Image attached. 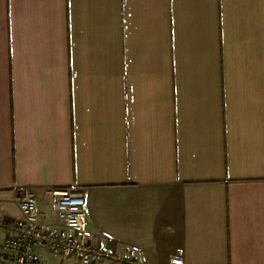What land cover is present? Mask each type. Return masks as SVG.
Returning a JSON list of instances; mask_svg holds the SVG:
<instances>
[{"label": "crops", "instance_id": "obj_1", "mask_svg": "<svg viewBox=\"0 0 264 264\" xmlns=\"http://www.w3.org/2000/svg\"><path fill=\"white\" fill-rule=\"evenodd\" d=\"M56 186L97 264H264V0H0V217Z\"/></svg>", "mask_w": 264, "mask_h": 264}, {"label": "built area", "instance_id": "obj_2", "mask_svg": "<svg viewBox=\"0 0 264 264\" xmlns=\"http://www.w3.org/2000/svg\"><path fill=\"white\" fill-rule=\"evenodd\" d=\"M49 203L56 211L58 225L40 224L38 196L30 188L20 196L19 218L0 217V229L5 231L0 244V264H44L42 250L71 264H97L115 259L111 249L86 241V201L79 191L53 187L49 190ZM183 263L181 256H172L168 261V264Z\"/></svg>", "mask_w": 264, "mask_h": 264}]
</instances>
